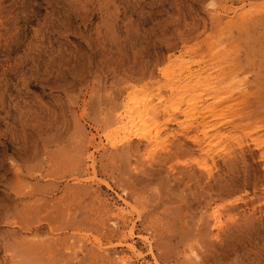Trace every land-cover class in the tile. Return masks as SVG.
Wrapping results in <instances>:
<instances>
[{"label":"rangeland","instance_id":"rangeland-1","mask_svg":"<svg viewBox=\"0 0 264 264\" xmlns=\"http://www.w3.org/2000/svg\"><path fill=\"white\" fill-rule=\"evenodd\" d=\"M0 264H264V0H0Z\"/></svg>","mask_w":264,"mask_h":264},{"label":"bare ground","instance_id":"bare-ground-1","mask_svg":"<svg viewBox=\"0 0 264 264\" xmlns=\"http://www.w3.org/2000/svg\"><path fill=\"white\" fill-rule=\"evenodd\" d=\"M219 116V115H218Z\"/></svg>","mask_w":264,"mask_h":264}]
</instances>
